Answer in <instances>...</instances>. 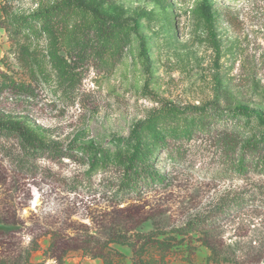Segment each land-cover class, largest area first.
<instances>
[{"label": "rangeland", "instance_id": "374dc122", "mask_svg": "<svg viewBox=\"0 0 264 264\" xmlns=\"http://www.w3.org/2000/svg\"><path fill=\"white\" fill-rule=\"evenodd\" d=\"M63 1L0 0V119L58 150L28 158L0 139V264H264V176L223 166L201 132L219 123L212 106L165 109L218 102L264 115V0H205L210 23L204 0H85L125 21L109 41ZM47 9L51 19L33 21ZM231 123L264 134L254 119ZM136 126L164 181L119 201L108 161L129 151L115 140ZM205 216L208 226L175 232ZM150 232L175 240L142 246L137 233ZM114 234L135 250L110 244L98 257Z\"/></svg>", "mask_w": 264, "mask_h": 264}, {"label": "trees", "instance_id": "16d2710c", "mask_svg": "<svg viewBox=\"0 0 264 264\" xmlns=\"http://www.w3.org/2000/svg\"><path fill=\"white\" fill-rule=\"evenodd\" d=\"M62 5L74 7L82 11L91 14L102 26L101 36L109 41L111 36L124 26L125 21H117L111 17L103 16L100 11L90 6L85 0H64ZM202 14L207 22H211L212 13L211 7L204 0L201 5ZM52 10L47 9L44 13L36 15L33 21L45 18L49 20L52 17ZM212 106L218 113L220 120L219 123L204 124L203 131L204 136H208L213 140V143L217 145L220 151V155L223 159V166L229 172H235L240 175H245L249 171L258 173L264 176V134H255L247 137L241 129L233 127L231 122H240L243 118L254 119L260 126L264 127V115L248 109L247 107H236L232 110H224L218 102H211L202 107H178L175 105H165V109L172 113L190 114L201 116L206 112V108ZM154 131L151 133L153 134ZM147 129H141L136 126L131 130L130 136L127 139L117 138L115 141H127L131 143V147L128 151L125 150L117 159V161L109 160L112 167L117 171L116 191L115 197L121 201L127 196L139 195L147 188L155 185H160L164 181L161 174L155 169L153 162L149 159V142L147 138ZM156 142L168 145V138L157 133ZM0 139L14 140L18 143L20 148L24 151V154L28 158H33L38 152H45L50 149L58 151L54 148H50V145L40 141L31 133L27 127L16 121H4L0 119ZM1 142V141H0ZM83 148V147H82ZM91 151L97 152L99 156H106V152L96 146L87 147ZM71 150H75L76 147H69ZM100 151V152H99ZM65 154L64 151H59ZM99 152V153H98ZM207 217H197L188 221L184 226L175 229L179 235H187L188 233L198 229L200 227L208 226ZM144 221V220H143ZM141 221V222H143ZM136 238L143 240L142 246L154 245V244H168L170 243L169 237L164 239L154 238V232L148 234H138ZM170 240H175L172 238ZM139 241V240H138ZM137 241V242H138ZM110 244H119L130 247L135 250V245L129 238L122 234H114L108 237L102 247L97 253L98 257L103 256V250H110ZM103 258V257H102ZM105 264H108L104 259ZM111 264V263H110Z\"/></svg>", "mask_w": 264, "mask_h": 264}]
</instances>
